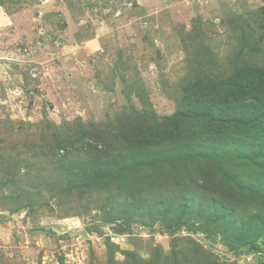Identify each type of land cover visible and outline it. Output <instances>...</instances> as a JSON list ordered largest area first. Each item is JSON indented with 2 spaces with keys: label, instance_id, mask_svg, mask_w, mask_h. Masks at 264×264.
Masks as SVG:
<instances>
[{
  "label": "rangeland",
  "instance_id": "1",
  "mask_svg": "<svg viewBox=\"0 0 264 264\" xmlns=\"http://www.w3.org/2000/svg\"><path fill=\"white\" fill-rule=\"evenodd\" d=\"M250 69L264 0H0V264H264Z\"/></svg>",
  "mask_w": 264,
  "mask_h": 264
},
{
  "label": "trees",
  "instance_id": "2",
  "mask_svg": "<svg viewBox=\"0 0 264 264\" xmlns=\"http://www.w3.org/2000/svg\"><path fill=\"white\" fill-rule=\"evenodd\" d=\"M255 72L261 73L259 69H255V71H252L251 69L248 70L249 74L255 75ZM262 74V73H261ZM256 76V75H255ZM258 78V76H256ZM255 81V80H254ZM258 84L252 85V82H247V80H242L240 82H237L234 84L235 86H231V89H235L238 93V95L232 96L230 94L231 90L227 91V96L223 95L224 99V106L229 108L233 107L234 109L240 110L243 114L245 110L248 112L247 116H251V113L257 115L256 120L253 122L252 126L256 129L257 131L260 130V126L262 124V121L264 122V76L260 75L259 78L256 80ZM261 86L263 89L261 92H255V87ZM254 86V87H253ZM249 87H252L249 89ZM240 88V89H239ZM232 96L230 99H233V102L230 104L228 99L229 97ZM244 117V116H243ZM197 117H193L194 120H196ZM242 118V117H241ZM240 118V120H241ZM246 120V119H245ZM257 124H260L259 127H257ZM201 126V124H199ZM243 126V124H242ZM249 126V125H248ZM232 185V184H231Z\"/></svg>",
  "mask_w": 264,
  "mask_h": 264
}]
</instances>
